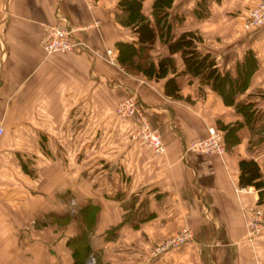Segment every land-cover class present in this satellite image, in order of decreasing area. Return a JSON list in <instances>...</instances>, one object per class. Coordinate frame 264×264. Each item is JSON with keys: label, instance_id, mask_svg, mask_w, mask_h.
Wrapping results in <instances>:
<instances>
[{"label": "crops", "instance_id": "1", "mask_svg": "<svg viewBox=\"0 0 264 264\" xmlns=\"http://www.w3.org/2000/svg\"><path fill=\"white\" fill-rule=\"evenodd\" d=\"M258 1L173 0L170 11L173 33L197 30L199 48L222 71L236 74L253 49L259 65L235 100L264 107V24L243 25ZM152 3L143 0L142 11L153 18ZM122 15L118 0H0V264H74L67 238L75 218L47 225L46 217L89 200L99 204L89 236L98 264H264V231L252 238L246 226L250 209L264 203L254 185L239 184L244 157L259 162L264 178V140L251 144L244 124L220 155L189 149L218 119L244 116L189 72L176 75L171 95L166 77L125 68L116 43L138 36ZM51 23L73 27L81 45L47 52L41 39ZM144 53L157 61L169 50L157 33ZM173 56L182 71L181 53ZM128 94L165 151L136 137V115L124 122L116 115ZM182 226L193 239L151 254Z\"/></svg>", "mask_w": 264, "mask_h": 264}, {"label": "trees", "instance_id": "2", "mask_svg": "<svg viewBox=\"0 0 264 264\" xmlns=\"http://www.w3.org/2000/svg\"><path fill=\"white\" fill-rule=\"evenodd\" d=\"M173 0H153L151 13L154 18L142 11L143 0H118L123 9L120 18L122 22L131 25L137 33L135 40H119V62L130 71L143 72L148 77H166L165 91L171 95H178L179 86L176 75L179 72H189L199 77L201 83H208L223 98L226 104L234 105L241 112L244 120L223 122L217 120V127L224 133L225 145H231L239 141L237 130L246 124L256 138L252 143H260L264 140V107L252 102H236L235 96L244 90L250 81L251 75L257 69L259 62L253 49H248L244 59L237 63V73L222 71L217 64L215 56L209 51L199 48L201 36L195 29L181 31L178 35L173 33L174 16L170 6ZM157 33L167 43L169 54L162 55L158 60L144 56L146 48L151 46ZM180 52L185 63L184 69H177L173 53ZM138 56L136 59L135 57ZM140 57V58H139ZM239 184L254 185L259 192V203H264V178L259 162L253 158H241L239 160ZM99 204L87 201L82 204L75 213L67 212L54 215L62 223L75 218L77 231L67 238V245L72 251L74 264H86L87 256L92 252L90 244V232L96 220ZM98 260V259H97ZM97 260L95 264L97 263Z\"/></svg>", "mask_w": 264, "mask_h": 264}, {"label": "built area", "instance_id": "3", "mask_svg": "<svg viewBox=\"0 0 264 264\" xmlns=\"http://www.w3.org/2000/svg\"><path fill=\"white\" fill-rule=\"evenodd\" d=\"M264 24V0H260L249 7L243 21L245 28H253ZM42 45L48 52L67 51L81 45V41L74 36V28L64 24L52 23L42 37ZM111 49H109V52ZM121 119L136 115L139 126L135 130L136 137L143 143L150 146L155 152L165 151V144L159 131L150 125L137 97L132 94L119 101L116 108ZM3 125L0 123V133L3 132ZM189 149L202 153L220 155L225 152L226 145L224 133L216 126L209 127L207 135L192 139L188 145ZM248 228L251 232H260L264 229V209L255 206L250 209ZM192 229L182 226L176 233L165 238L151 249L152 255H157L168 249L174 248L192 237ZM94 259L88 260L87 264H94Z\"/></svg>", "mask_w": 264, "mask_h": 264}, {"label": "rangeland", "instance_id": "4", "mask_svg": "<svg viewBox=\"0 0 264 264\" xmlns=\"http://www.w3.org/2000/svg\"><path fill=\"white\" fill-rule=\"evenodd\" d=\"M244 19V18H243ZM244 21V20H243ZM52 24V23H51ZM50 26V24L46 27V30L48 29V27ZM259 26H261V25H259ZM257 27V26H256ZM254 28V27H253ZM246 29H251V28H246ZM45 30V31H46ZM41 44H42V40H41ZM44 47V46H43ZM46 50V49H45ZM47 51V50H46ZM48 52V51H47ZM54 52H57V51H54ZM52 53V52H51ZM128 95H132V94H128ZM128 95H126V96H128ZM136 96V95H135ZM137 97V96H136ZM119 103V102H118ZM117 103V104H118ZM116 108H117V105H115L114 106V111L116 112V115H118L119 117H120V115L117 113V111H116ZM98 109V108H97ZM131 116H129L128 118H130ZM120 120L122 121V122H124V121H126L127 120V118H125V119H121L120 118ZM137 122H138V125L134 128V130H137V128H138V126H139V120H138V118H137ZM0 123L1 124H3V121H0ZM3 131H4V129H3ZM135 132V131H134ZM2 133V132H1ZM101 138L102 137H100V141H101ZM255 138H256V135H255ZM99 155H101V156H103V153L102 152H100L99 153ZM30 159V158H29ZM28 170L30 171V173L32 174V175H34V174H36V170H38L35 166H30V167H28ZM70 203H71V205L72 204H74V200L73 199H70ZM72 207V210L70 211V213H75L74 212V207H73V205L71 206ZM249 216H250V214H249ZM248 216V218H247V222H246V226H247V232L249 233V235L252 237V238H254V237H256V236H258V235H260L263 231H264V229H262V231H260V232H257V233H255V232H251L250 230H249V228H248V220H249V217ZM47 218V221H46V224L47 225H51V224H54V223H57V224H67V223H69L70 222V220H68V221H66L65 223H62V221L61 220H58L56 217H51V216H47L46 217ZM45 218V219H46ZM192 229V228H191ZM192 237L190 238V239H188V240H186V241H189V240H191V239H193V237H194V231L192 230ZM185 241V242H186ZM184 243V242H183ZM182 244V243H181ZM180 245V244H179ZM178 245V246H179ZM177 247V246H176ZM92 259H94V261L96 262V259H97V256L93 253V252H91L88 256H87V259H86V264H87V262H88V260H92ZM95 262H94V264H95Z\"/></svg>", "mask_w": 264, "mask_h": 264}]
</instances>
